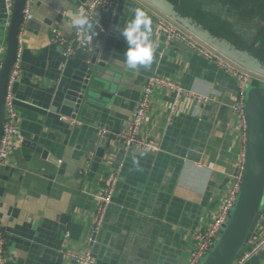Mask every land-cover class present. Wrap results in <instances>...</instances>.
<instances>
[{"label":"crops","instance_id":"crops-1","mask_svg":"<svg viewBox=\"0 0 264 264\" xmlns=\"http://www.w3.org/2000/svg\"><path fill=\"white\" fill-rule=\"evenodd\" d=\"M89 1L30 3L32 18L22 33L19 52L21 72L13 85L22 138L14 139L16 148L0 168V222L7 264H78L60 248L81 253L90 247L101 175L115 161L121 163L116 192L93 245L98 263L124 264L127 257L130 264H185L194 246L191 234L210 226L243 164V123L232 107L237 79L177 39L166 44L157 28L158 17L207 46L209 42L165 10L160 0H106L92 15ZM167 1L179 16L190 17ZM12 7L13 0H0V67ZM137 8L151 17L154 57L150 67L132 70L125 64L127 44L119 29L134 18ZM219 11L223 18L242 25L222 7ZM79 13L94 16L97 24L115 31L118 43L115 58L89 87L87 96L93 101L70 110L64 85L92 47L78 48L65 57L52 40V29L73 34L71 20ZM241 25L238 29L247 33ZM210 48L222 51L214 45ZM155 73L178 82L186 93L178 98L174 90L156 87L140 132L160 141L162 149L157 154L126 151L119 134L132 118L146 78ZM70 115L79 123L62 119ZM95 134L102 137L100 143L107 142L101 168L95 176L84 172L76 177ZM262 212L264 218V203ZM119 249L125 257L115 259ZM246 264H264V250Z\"/></svg>","mask_w":264,"mask_h":264},{"label":"water","instance_id":"water-1","mask_svg":"<svg viewBox=\"0 0 264 264\" xmlns=\"http://www.w3.org/2000/svg\"><path fill=\"white\" fill-rule=\"evenodd\" d=\"M163 8L174 17L204 38L209 44L222 48L223 53L232 59L238 60L252 69L264 73L258 60L248 51L236 48V54L230 51V43L222 38L213 36L208 30L199 26L190 17L179 16L174 10V5L167 0H160ZM26 0H13L12 14L7 29L6 54L0 67V141L3 134L5 121L6 91L10 72L18 54V35L24 20ZM94 17V16H93ZM94 21L91 33L90 46L92 50L87 58L81 61L70 80L64 85L66 94V107L80 109L93 100L87 96L92 81L98 80L107 63L115 58L113 52L117 48V33L109 28H104ZM243 59V61H242ZM244 108L247 120L246 142L244 154V170L241 186L234 207L232 208L227 223L221 230L216 243L207 252L200 264H232L240 252L247 246L250 239L261 231L264 218H261L264 203V87L260 84H249L244 93ZM70 112V111H69ZM72 114V113H69ZM67 114V115H69ZM98 132V131H97ZM109 137L108 135L106 136ZM101 136L95 134L90 141V149L80 166L76 177L82 173L95 176L99 170L106 152V143H100ZM162 149V145H161ZM40 150V148H38ZM133 150L129 149L128 151ZM113 163H119L115 161ZM81 171V173H80ZM109 208V207H108ZM108 210V209H107ZM107 213V212H106ZM101 230V229H100ZM102 232V230L100 231ZM100 234V233H99ZM98 237V236H97ZM97 241L94 245H97ZM125 257L122 249L116 251L115 259ZM126 258L124 264L131 261ZM140 264V263H133Z\"/></svg>","mask_w":264,"mask_h":264},{"label":"built area","instance_id":"built-area-1","mask_svg":"<svg viewBox=\"0 0 264 264\" xmlns=\"http://www.w3.org/2000/svg\"><path fill=\"white\" fill-rule=\"evenodd\" d=\"M32 0H26V8L24 11V20L20 26L18 35V54L10 72L8 80L6 99H5V121L3 125V134L0 141V168L4 166L16 148L14 139H21V133L19 129V111L15 104V95L13 92V85L21 72L20 61V49L22 46V33L25 31L26 23L31 20L32 15L29 7ZM106 0H90L88 2L89 15H92L100 6H102ZM93 17V16H91ZM157 28L165 37L166 44L171 43L174 39H177L187 46L194 49L204 57L218 65L222 66L225 71L231 73L236 79L238 84V94L234 100L232 107L235 113L240 117L243 123V133L246 142V127L247 120L244 108V93L246 87L249 84H254L257 81L264 87V80L248 71L242 69L235 64L232 60L226 58L219 51L208 47L204 43L199 42L194 36L186 33L174 23L164 17L157 18ZM52 40L61 49V53L68 57L75 53L79 49H84L90 46L91 34H88V38L81 34L77 29L74 33L69 35L57 28L52 29ZM156 87H163L168 90H174L179 97L186 93V90L176 81H173L160 74H152L148 76L142 86V94L138 101L137 107L134 110L132 118L130 119L126 129L119 134V139L123 145L124 150L128 151L133 149L137 152H146L157 154L161 151V143L155 139H148L141 135L140 129L145 120V114L153 98V92ZM201 97V96H199ZM62 119L67 120L73 124H78L79 121L75 116H62ZM121 163H111L110 170L102 173L101 181L102 185L100 191L97 194L96 211L93 217L92 236L90 237L91 245L84 252H74L72 250H66L64 247L60 248L67 258L77 262L78 264H99L96 256L93 253V245L97 241V234L102 228L105 214L110 206L114 194L116 192V185L119 177L118 172ZM244 170V158L240 171L235 175L231 186L228 189L225 201L219 209L217 215L213 219L210 226L204 230L195 231L191 234V238L194 241V246L191 252L189 261L185 264H200L207 252L211 249L212 245L217 242L221 230L227 223L232 208L235 205L237 195L241 186L242 176ZM263 211V208H262ZM261 218H263V212H261ZM262 229V228H261ZM65 237H70V232L66 231ZM264 250V228L257 234H255L247 244V246L240 252L232 264H246V262ZM0 264H7L5 256V240L2 232V226L0 222Z\"/></svg>","mask_w":264,"mask_h":264},{"label":"trees","instance_id":"trees-1","mask_svg":"<svg viewBox=\"0 0 264 264\" xmlns=\"http://www.w3.org/2000/svg\"><path fill=\"white\" fill-rule=\"evenodd\" d=\"M179 12L209 28L214 34L232 40L238 47L247 49L264 61V0H171ZM210 2V3H209ZM208 4L217 6L216 10H208ZM227 11L235 21L223 18L219 8ZM223 13H226L223 11ZM250 25L257 32L249 37L238 27ZM243 29V28H242ZM262 33V34H260ZM259 35V36H258ZM258 36V37H257ZM254 84H259L254 81Z\"/></svg>","mask_w":264,"mask_h":264},{"label":"clouds","instance_id":"clouds-1","mask_svg":"<svg viewBox=\"0 0 264 264\" xmlns=\"http://www.w3.org/2000/svg\"><path fill=\"white\" fill-rule=\"evenodd\" d=\"M71 23L85 36V39L94 27V21L83 13L73 16ZM119 31L127 44L124 52L127 68L135 70L138 66L150 67L154 57V45L150 39L152 36L151 17L144 10L137 8L134 10V18L127 21ZM136 162L134 158V163Z\"/></svg>","mask_w":264,"mask_h":264},{"label":"rangeland","instance_id":"rangeland-1","mask_svg":"<svg viewBox=\"0 0 264 264\" xmlns=\"http://www.w3.org/2000/svg\"><path fill=\"white\" fill-rule=\"evenodd\" d=\"M194 20V19H193ZM196 21V20H195ZM202 27V26H201ZM202 28H204V27H202ZM243 28V30H247V33H245L247 36H249V37H251V36H253L256 32H257V28H253V27H250V26H246V25H244V27H242ZM204 29H206V28H204ZM208 29V28H207ZM241 30V29H240ZM239 30V31H240ZM251 31H253V33H251ZM260 34H262V33H260ZM213 36H215V37H218V38H222V39H225V40H227L229 43H230V46H231V48H230V51H232V53L233 54H236V48H240V47H238L232 40H229L228 38H226V37H224V36H219V35H216V34H212ZM192 36H194V35H192ZM259 36V35H258ZM257 36V37H258ZM194 38H195V36H194ZM196 39V38H195ZM199 42H201V43H204L203 41H201V40H198ZM206 42V41H205ZM208 44V43H207ZM208 46H210L211 47V45L210 44H208ZM213 47V46H212ZM242 51V50H241ZM219 52H223V51H219ZM238 52V51H237ZM245 52V51H244ZM248 52H250L249 50H248ZM251 54H252V56L253 57H255L259 62V64H261V67H264V61L263 60H261L258 56H256L255 54H253L252 52H250ZM239 66V65H238ZM242 69H244V70H246V71H248L249 73H251V74H258L259 75V77H261V79H263L264 80V73H261V72H258V71H253L252 69H250V68H246V67H242V66H240ZM263 208V207H262Z\"/></svg>","mask_w":264,"mask_h":264}]
</instances>
